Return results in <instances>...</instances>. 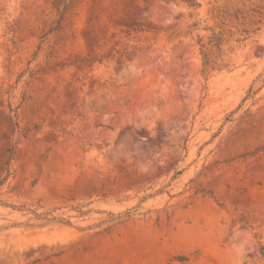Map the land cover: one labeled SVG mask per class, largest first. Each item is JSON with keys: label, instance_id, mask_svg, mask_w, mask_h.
Here are the masks:
<instances>
[{"label": "rangeland", "instance_id": "374dc122", "mask_svg": "<svg viewBox=\"0 0 264 264\" xmlns=\"http://www.w3.org/2000/svg\"><path fill=\"white\" fill-rule=\"evenodd\" d=\"M0 264H264V0H0Z\"/></svg>", "mask_w": 264, "mask_h": 264}, {"label": "trees", "instance_id": "16d2710c", "mask_svg": "<svg viewBox=\"0 0 264 264\" xmlns=\"http://www.w3.org/2000/svg\"><path fill=\"white\" fill-rule=\"evenodd\" d=\"M187 3L189 4H194V0H185ZM203 47V45H201ZM202 54H203V59H204V64L208 65L211 64L213 62L212 59V53L210 50H202Z\"/></svg>", "mask_w": 264, "mask_h": 264}]
</instances>
